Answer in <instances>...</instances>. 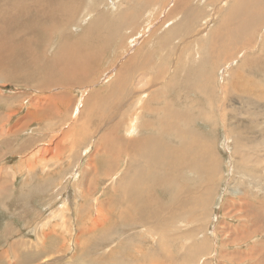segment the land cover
Instances as JSON below:
<instances>
[{
	"label": "bare ground",
	"instance_id": "bare-ground-1",
	"mask_svg": "<svg viewBox=\"0 0 264 264\" xmlns=\"http://www.w3.org/2000/svg\"><path fill=\"white\" fill-rule=\"evenodd\" d=\"M191 2L192 0H176L175 4L165 14V17L175 16L173 19L175 23L180 21L177 28L169 31L172 42L176 39L178 32L181 31L187 34L194 26L197 13L190 12ZM221 3H224V0ZM166 4H169V0H0V80L32 84L41 91L52 89L67 91L70 90L67 89L70 87H83L90 75L96 72L98 67L103 64L105 57L103 51L111 42L117 36H120V33H125L126 35L121 36L120 44L126 39L134 38L139 34L140 22H143L147 26V29H149V25L152 21H155L157 14H162L165 11ZM86 23L87 25L84 26L83 24ZM263 24L264 0H232V8L224 11L219 26L207 36L209 42H206L204 45L209 48L208 52H202L205 54L203 55L195 49V57L194 54L190 53L189 48L185 47L186 52L189 53L186 56V61L194 59V61L199 63L198 67L185 70V65L184 67L182 66L183 58H181L177 63H181L183 68L177 67L173 71L169 70V73L166 67L156 68V70L152 71L154 75H149L150 72H145L148 68L145 62H141L135 68L127 62L128 66L116 71V74L108 81V85L101 96H91L90 103H88L86 96L84 102L86 106L92 107H89V110H87L91 112V117L87 119V121L89 120L88 123H86V120L84 122L79 120L78 129L80 131L76 132L77 135L74 142H71L72 149L74 151L86 149V152L88 145H91L86 144L87 139L88 137H92L94 138L92 141L94 142L95 152L91 156V159L96 155L98 157L102 156V160L101 163L99 162L100 165L97 162H94L96 164L94 165L93 162L88 161L86 172L82 168H79V166L77 167V172L78 169L80 170L77 173L78 175H75L79 179L75 184V189L78 186H81V188L78 189V192L76 191V194L78 193V196H80V201H76L78 204L75 208L77 215L76 227L73 228L71 219L69 225L66 226L68 224L65 221L64 215L66 206H68L66 203L62 204L61 210L56 212L57 215L53 216L57 220L56 224H53V227L64 230L63 232L70 236V240L61 242L63 243V247L67 248V244L72 238H74L76 245L79 244L80 246L82 245V238L92 236V241L90 240L89 244L97 239L94 246L109 248L108 253L112 255L115 252H119V248L122 250V247L131 244L133 241H122V237L128 232H125V230L121 231L122 229L134 230V232L137 230V232L132 234L134 240L142 239L146 242L145 235H148L152 239L155 234L148 223L152 224L157 220L156 218L159 219L155 208L159 205L155 206V204L153 206L155 202H152L153 195L150 193L152 189H160L166 186V184L168 185L166 187L168 188L167 192L169 191L170 199H173V206H177L183 202L186 204L188 200L192 202L198 200L196 207L200 206L201 208L202 206V209L206 208L207 204L206 206L204 205L206 202L203 201L202 196L193 198L192 192L180 186L178 182L179 171H173L171 175L167 173L165 177L163 175L165 167H172V169L174 167L175 170V168L180 167V162L182 161L185 164L183 166L186 170H189L190 173L194 172L199 179L203 178L201 183L205 186L204 193L208 194V199L212 195V187L216 179V171L218 170L217 159L220 158L211 144L204 139L202 133L194 128L193 119L195 118V113L188 112L189 107L186 105V100L184 99L186 88L189 84L194 83L195 93L203 102L210 103L211 108L218 111V105H215L212 97V89L218 82L223 83L221 90L220 88L218 89V93L225 99H223L224 102L227 103L231 99L233 102L237 101L239 106L242 105L240 108L231 110L239 114L245 112L244 114L246 116L250 114V117H264V104L260 105L258 103L263 102L260 100H264V91L258 94L261 88L256 84L255 79L251 81L248 78V75H252V72L248 68L246 71H242L247 60H244L240 64L241 66L238 64L234 69L229 68L230 70L226 71L223 78L220 77V81L218 82L217 77L215 82V72L213 71L216 64L223 62L222 65H226L230 62L229 59L235 55L232 51L236 47L241 46L245 50V47L251 42V37L256 27L259 28ZM156 30L157 28L153 29L149 36L152 37ZM53 34L57 35V42L53 43L56 46V52L53 58L49 59L45 57L44 53H50V45L46 43L49 38L53 37ZM179 39L182 40L184 37L180 36ZM228 51L229 55L230 53L232 55L227 56V53L224 56L223 54ZM167 73L171 82L165 76ZM231 78L233 81H230ZM256 78L258 77L256 76ZM159 79H162L159 82H163L159 86V89L156 91L153 89V92L149 88L156 87V85L151 84V82H144L145 80L157 81ZM259 80L264 83V76L260 75ZM180 82L181 84H179ZM140 85L143 86L140 90H137L136 88L140 87ZM250 89H253L255 93L257 92V95L255 93L249 95L248 91ZM166 90H174L175 99L168 102L167 98L163 102H156L159 95H166ZM240 90L244 91L241 93ZM83 93L85 94V91ZM128 96H130L129 99L127 98ZM56 99L53 98L54 102L52 103H56ZM58 101L60 100L58 99ZM154 103L158 106L155 107ZM256 103L258 106L254 108L253 105ZM151 106L155 108L151 109ZM47 107H43L42 111L45 113L44 115L50 116L54 113L57 106L52 105ZM64 108L66 111L65 106ZM221 108L223 107H220V111ZM85 112L83 115H85ZM207 114V112L204 114L199 111L198 117L205 118ZM223 114L226 113H220L221 123L224 128H228V135L225 134V138L227 141L232 142L231 144H233L236 154L237 144H234L232 137L237 134L238 130L228 127ZM146 117H153L154 121L147 120ZM213 117L210 118L215 122L216 117ZM250 117L246 118L249 119L246 125L245 123H241V121L239 122V124H244L248 130H251L254 124L261 122V119L257 118L258 120L254 121ZM84 125L86 131L83 130ZM210 125L215 128L212 124ZM136 128L138 129V134L134 136ZM257 129L264 131L259 126ZM124 135H130L131 137L124 138ZM247 160L248 158L240 161L243 169L246 171H248L245 169ZM130 163L136 164L137 168L130 166ZM183 166L181 167L185 170ZM237 168H239L238 164ZM87 172H89V178L85 181L86 175H88ZM110 174L112 175L110 176ZM90 177H92L91 180ZM111 180H115V194L111 195L112 198H104L109 188L110 191L112 190V185H109L108 191L102 189L103 192L99 198H94L96 194L93 195V198H90L92 193L98 192L103 184L105 185L106 182L108 184ZM142 185H144V189L141 187ZM91 187H93V191ZM80 191L82 192L79 195ZM190 196L192 197L190 198ZM115 198L116 205L114 204ZM143 200L149 201L148 207L147 204L143 205L141 203ZM86 203L87 205L85 206ZM165 206L164 208L166 209ZM145 208H149V210L146 212ZM89 213L88 219L86 218L87 220L84 221L82 214L86 215ZM194 213H197V211ZM199 214H195L197 219L201 217ZM111 222H114V224L111 225ZM146 222L148 223L146 224ZM257 223L253 222L247 236L243 235L241 237L249 238L256 233L264 234V224ZM43 225L40 226L41 230H43ZM85 225L90 226L86 227ZM113 227H115V230H113ZM69 228L72 230H68ZM97 228L101 231L97 232ZM93 230H96V232L93 233ZM246 230H248V227H246ZM74 231L77 237H74ZM48 233L43 234L47 237ZM52 234L55 236L54 233ZM57 235L59 236V234H56L58 238ZM39 239L36 238L33 241L20 239L13 242L11 244L13 245V255H20L23 251L27 252L31 247L37 251H41L37 244L40 242ZM59 240H62V238ZM115 240H120L119 243L117 242L118 244L116 243L118 249H110ZM155 240L151 241L154 243ZM45 242L46 238L42 245L47 246ZM136 245L135 248H137ZM140 245L142 244H139V247ZM131 247L134 246L131 244L129 248ZM206 247L207 242L195 244L192 247L194 250L193 254L203 253ZM135 248L134 253L127 254L128 258L139 259L138 255L147 256L149 253L148 251L146 253L140 250L136 251ZM8 251L10 250L8 249ZM158 251L161 250L158 249ZM129 252L131 253V251ZM2 254L5 255V253ZM74 255L78 256L75 253ZM84 257L86 256L84 255ZM75 258H80V256ZM45 260L46 258L43 261L41 260V264Z\"/></svg>",
	"mask_w": 264,
	"mask_h": 264
},
{
	"label": "rangeland",
	"instance_id": "rangeland-1",
	"mask_svg": "<svg viewBox=\"0 0 264 264\" xmlns=\"http://www.w3.org/2000/svg\"><path fill=\"white\" fill-rule=\"evenodd\" d=\"M175 1L169 0V4H166L167 6L165 5V11L162 14H157V18L151 22L149 29H147V26L143 22L139 21L140 31L134 38L126 39L120 44L121 36H126L125 33H120V36H117L114 39L115 41L113 40L103 51V54H105L103 64L98 67L96 72L90 75L83 87H70L67 88L70 89L67 91L60 89L41 91L32 84L0 80L1 264H5V262L6 264H22L23 262V264H41V260L43 261L44 258L46 260L42 264H126V261L128 262L127 264H264V234L256 233L249 238H245L253 222L255 224L257 222V224H264V131L257 129L259 126L260 129L264 130V117H250V114H247V117L244 114L245 112L242 114L234 112L231 109L240 108L242 105L239 106L237 101L233 102L231 99L225 103V99L218 93V89L220 88L221 90L223 85V83L218 82L220 81L219 78H223L225 72L231 68L234 69L236 65L239 64L241 66L240 64L244 60H247V63L244 68H240H242V71H246L248 68L252 72V75H248V78L251 81L255 79L256 84L261 88L258 94L264 91V83L259 80L260 75L264 76V24L259 28L256 27L251 37V42L245 47V50L243 47L238 46L232 51L235 55L229 59L230 62L228 64L222 65L223 62L216 64L213 71L215 72V82L217 77L218 84L212 89V97L215 105H218V111L212 109L210 103L203 102L195 93L194 83L189 84L186 88L184 99L186 100V105L189 107L188 112L195 113V118L193 119L194 128L202 133L204 139L211 144L220 158L217 159L218 170L216 171V179L212 187V195L208 199V194L204 193L205 186L201 183L203 178L201 177L202 179H199L194 172L190 173L189 170H186L184 167L185 164L182 161L180 162V167L175 168V170L174 167L173 169L172 167H165L164 172L166 174L164 173L163 175L165 177L167 173L171 175L173 171H179L178 182L180 186L192 192L193 198L202 196L203 201L206 202L204 205L206 206L207 204L205 209H202V206L201 208L200 206L196 207L198 200L194 202L188 200L189 202L187 201L186 204L183 202L177 206H173V199H170L169 191L167 192V184L160 189H152L150 194L153 195L152 202H155L153 206L155 204V206L159 205L155 208L160 221L156 218L157 220L152 223L153 225L148 222L146 224L148 223L152 227V232L155 234L154 237L151 239L148 235H145L146 242L142 239L134 240L132 234L137 232V230L134 232V230L122 229L121 231H128L122 237V241L133 240L132 242H138L136 243L137 245L131 242L134 246L131 248H129L131 244L122 247V250L119 248V252L113 253V256L109 255V248H98V246H94L97 239L89 244L92 241V236L82 238V245L80 246L79 244L76 245L74 238H72L68 242L67 248L65 246L63 247V243L61 242H67L70 240V236L65 234L63 232L64 230L53 227V224L57 222L53 216L61 210L60 207L65 203L68 205L66 206V212L64 214L65 221L68 223L66 226L69 225L71 219L73 228L76 227L77 215L75 208L78 204L76 201H80V196H78V193L76 194V191L78 192V189L81 188V186H78L75 189V184L79 180L77 178L78 176L75 175H78L77 173L80 170L78 169L77 172V167L79 166V168H82L86 172L88 161L99 164L102 160V156L98 157L96 155L91 159V156L95 152L94 142L92 141L94 138L92 137H88L87 139L86 144L91 145H88L86 152V149L83 151L78 150L79 152L72 149L71 142H74L77 135L76 132L80 131L78 129L79 120L81 122L86 120V123H88L89 120L87 121V119L91 117V112L87 110H89V107H92L86 106L84 102L86 96L88 103H90L91 96H101L108 85V81L116 74L115 72L128 66V63L135 68L141 62H145L148 67L145 72H150L149 75H154L152 71L156 70V68L166 67L169 73V70L173 71L177 67H184V65L185 70L198 67L199 63L194 61V59L186 61V56L189 53L186 52L185 47H188L190 53L194 54L195 57V49L205 55L204 53H207L209 50L204 45L206 42H209L207 36L219 26L224 11L232 8V0H224V3H221L223 0H192L189 10L191 13H197L194 26L187 34L181 31L178 32L176 39L172 42L169 31L177 28L180 21L175 23V20H173L175 16L165 17V14L175 4ZM83 25L86 26L87 23ZM155 28H157L155 34L150 37V33ZM180 36H183L184 39H179ZM56 37L57 35L53 34V37L49 38L46 43L50 45V53L47 54L45 52L44 54L49 59H52L56 52V46L53 45V43L57 42ZM227 53V56L232 55L231 53L229 55V51L223 55L225 56ZM181 58H183L182 66L181 63H177ZM168 73L165 76L169 80ZM104 75L106 76L103 79ZM162 79L157 81L145 80L144 82H151V84L156 85V87L149 88L153 92V89L154 91L159 89V86L163 82L159 81ZM230 81H233L232 78ZM142 86L140 85L136 89L140 90ZM84 91L85 94L83 93ZM240 91L242 93L244 90ZM253 91V89H250L248 94L255 93ZM165 94V96L164 94L159 95L156 102H163L167 98L168 102L175 99L174 97L176 95L174 90H166ZM53 98H58L60 101L56 99L57 104L52 103L54 102ZM127 98L129 99L130 96ZM260 101L263 102L258 103L263 105L264 100ZM155 103L154 106L157 107L158 105ZM47 105L57 106V109L55 108L54 113L50 116L44 115L45 113L42 111ZM64 106L66 107V111ZM221 106L223 108L220 111ZM257 106V103L253 105L254 108ZM155 107L151 106V109ZM245 110L247 109L245 108ZM199 111L204 114L207 112V117H198ZM84 112L85 115H83ZM222 112L226 113L223 114V117L226 119L225 123L228 127L238 130L237 134L232 137L234 144H237L236 154L233 144H231L232 142L227 141L225 138L228 135V128H224L221 123L220 113L222 114ZM212 116H214L213 118L216 117L215 122L210 118ZM249 117L254 121L261 119L262 124L261 122L254 124L252 129L248 130L245 125L247 121L249 122V119H246ZM146 119L154 121L153 117H146ZM240 121L241 123H245V125L239 124ZM210 124L215 126V128ZM85 125L83 127L84 131H86ZM244 126L245 128H243ZM137 130V128L134 130V136L138 134ZM130 137V135H124V138ZM246 158L248 160L246 161L245 169L248 171L243 169L242 163L240 162ZM133 164L130 163L129 165L137 168V165ZM237 164L239 168H237ZM69 165L70 167L68 168ZM94 165L96 164L94 163ZM122 168L123 166L121 170ZM72 177L73 179H71ZM87 178H89V174L86 175L85 181H87ZM109 185H112L111 191ZM141 187L144 189V185ZM107 188H109V191ZM102 189L108 191L104 197L105 199L112 198L111 195L115 194V180H111L108 184L107 182L105 185L103 184L98 192L92 193L90 198H93L94 194H96L94 198H99L103 192ZM193 189L195 190L193 191ZM91 190L93 191V187H91ZM81 192H79V195ZM115 202L116 198L114 199V204L116 205ZM141 203L143 205L147 204L148 207L149 201L143 200ZM185 206L188 208H185ZM247 207L248 209H246ZM145 210L147 212L149 208H145ZM167 211L169 214H167ZM196 211L200 213L199 215L201 217L198 218L199 220L195 216V214L197 215V213H194ZM82 215L80 214L83 217L82 219L86 221L90 213ZM42 224H44L43 230L40 227ZM113 224L114 222H111V225ZM85 226L88 227L90 225ZM246 227H248V230H246ZM68 230L72 229L69 228ZM97 230V232L101 231L99 228ZM113 230H115V227H113ZM94 232L96 230H93ZM35 233L37 239L42 237L39 239L40 242L37 243L41 251H37L31 247L27 252L21 250L23 251L22 254L13 255V245L11 244L20 239L33 241L36 239ZM43 233H48L49 235L46 237ZM56 234H59L60 237L57 235V238ZM76 235L74 231V237H77ZM243 235L245 237H241ZM45 238V244L47 246L42 245V243L44 244ZM61 238L62 240H59ZM153 239H156L154 243L152 242ZM117 242L119 243L120 240H115L110 249H118ZM201 242H207L205 251L201 254H193L194 250L192 247ZM138 243L142 244L144 248L142 245L140 247L143 249L140 248ZM134 244L137 248H135ZM134 248L136 251L140 250L145 253L148 251L151 253H148L147 256L138 255L139 259L128 258L127 254L134 253ZM8 249L12 251L10 252ZM158 249L161 251L157 252ZM2 253H5V255ZM74 253L80 256V258H75L78 256L74 255Z\"/></svg>",
	"mask_w": 264,
	"mask_h": 264
}]
</instances>
